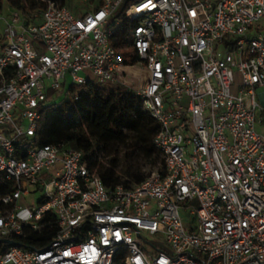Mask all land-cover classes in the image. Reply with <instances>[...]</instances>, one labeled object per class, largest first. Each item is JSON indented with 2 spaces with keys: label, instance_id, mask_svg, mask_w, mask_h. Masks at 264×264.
Listing matches in <instances>:
<instances>
[{
  "label": "built area",
  "instance_id": "1",
  "mask_svg": "<svg viewBox=\"0 0 264 264\" xmlns=\"http://www.w3.org/2000/svg\"><path fill=\"white\" fill-rule=\"evenodd\" d=\"M42 1L32 22L0 3V239L57 232L0 264H264V0ZM136 64L141 87L120 78ZM87 83L140 97L163 169L107 185L84 151L34 144L53 93Z\"/></svg>",
  "mask_w": 264,
  "mask_h": 264
},
{
  "label": "trees",
  "instance_id": "2",
  "mask_svg": "<svg viewBox=\"0 0 264 264\" xmlns=\"http://www.w3.org/2000/svg\"><path fill=\"white\" fill-rule=\"evenodd\" d=\"M66 5V0H55ZM3 0H0V3ZM10 5L21 9L27 22L31 15H39L46 6L42 0H9ZM115 46L134 64L136 57L125 49L124 41ZM79 99L53 102L42 109L34 144H65L89 154V165L105 184L133 186L142 182L149 173L142 171V162L160 164L163 153L155 146L154 138L159 124L142 106L140 97L124 86H103L93 83L77 87ZM61 110L60 117L53 112ZM107 161L108 168L101 172ZM53 220V218H49ZM57 232L55 222L47 224L39 236L19 238L24 246L41 249L48 245ZM117 256L115 264H121Z\"/></svg>",
  "mask_w": 264,
  "mask_h": 264
},
{
  "label": "rangeland",
  "instance_id": "3",
  "mask_svg": "<svg viewBox=\"0 0 264 264\" xmlns=\"http://www.w3.org/2000/svg\"><path fill=\"white\" fill-rule=\"evenodd\" d=\"M96 1V2H95ZM92 2L97 3V0H93ZM66 5L68 6L69 9H71L73 12H75L76 14H81L85 11H87L88 9H91L92 5L87 2L86 0H66ZM3 22L0 21V31L2 30L3 27ZM3 42V39H1L0 37V44ZM126 74H122L121 75V79H125L127 80V82L131 85H134L135 87H141L144 85V76L147 74L144 70H142L141 65L140 64H136L135 66H131L128 65L124 68ZM241 85V77L239 75V73H236V83L234 84L232 90L233 92H237V90L239 89ZM54 96V102H62L63 99L65 98V94L64 93H59V92H54L53 93ZM62 114L61 110H56L53 112V116L54 117H60V115ZM14 118L17 122H20V116L19 114L15 113ZM1 130H4V127H1ZM105 163V167L103 169H101V172H104L108 167L107 161L104 162ZM160 168V164H153L152 162L149 161H143L142 162V171L145 173H151L155 170H158ZM35 196H31V200H34ZM156 243L163 245L165 248H169L165 243H162L160 240L156 239L155 240Z\"/></svg>",
  "mask_w": 264,
  "mask_h": 264
},
{
  "label": "water",
  "instance_id": "4",
  "mask_svg": "<svg viewBox=\"0 0 264 264\" xmlns=\"http://www.w3.org/2000/svg\"><path fill=\"white\" fill-rule=\"evenodd\" d=\"M0 243L21 244V242L10 238L0 239Z\"/></svg>",
  "mask_w": 264,
  "mask_h": 264
}]
</instances>
